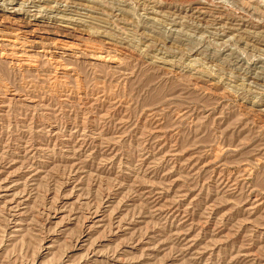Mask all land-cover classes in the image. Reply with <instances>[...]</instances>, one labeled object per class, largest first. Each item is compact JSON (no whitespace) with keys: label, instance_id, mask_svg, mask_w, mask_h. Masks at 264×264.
<instances>
[{"label":"rangeland","instance_id":"rangeland-1","mask_svg":"<svg viewBox=\"0 0 264 264\" xmlns=\"http://www.w3.org/2000/svg\"><path fill=\"white\" fill-rule=\"evenodd\" d=\"M0 19V264H264V0Z\"/></svg>","mask_w":264,"mask_h":264},{"label":"bare ground","instance_id":"bare-ground-1","mask_svg":"<svg viewBox=\"0 0 264 264\" xmlns=\"http://www.w3.org/2000/svg\"><path fill=\"white\" fill-rule=\"evenodd\" d=\"M3 14H4V13H3ZM4 16H5V14L3 15V17H4ZM3 17H2V18H3ZM5 17H6V16H5ZM59 19H60V18H59ZM0 20H1V19H0ZM23 23H24V22H23ZM27 24H28L29 26L32 25V24L35 25V24H37V20H34V19H33V20H30V21L27 22ZM49 24H50V23H49ZM61 32H62V31H61ZM53 42H54V41H53Z\"/></svg>","mask_w":264,"mask_h":264}]
</instances>
